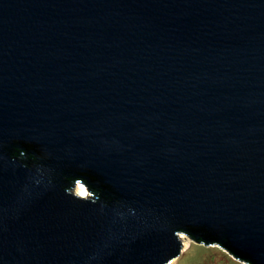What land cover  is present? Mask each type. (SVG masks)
<instances>
[{"label": "water", "instance_id": "95a60500", "mask_svg": "<svg viewBox=\"0 0 264 264\" xmlns=\"http://www.w3.org/2000/svg\"><path fill=\"white\" fill-rule=\"evenodd\" d=\"M179 232L264 264V0H0V264Z\"/></svg>", "mask_w": 264, "mask_h": 264}, {"label": "rangeland", "instance_id": "374dc122", "mask_svg": "<svg viewBox=\"0 0 264 264\" xmlns=\"http://www.w3.org/2000/svg\"><path fill=\"white\" fill-rule=\"evenodd\" d=\"M80 183L86 188L85 196H93L85 184L77 181L73 186V191L77 193L76 187ZM80 192H78L79 194ZM81 195V193H80ZM185 236L187 243L183 247V238ZM182 241V248L179 255L172 258L167 264H249L243 259L234 256L224 247H220L217 243L205 245L203 241H196L188 234L179 232Z\"/></svg>", "mask_w": 264, "mask_h": 264}, {"label": "bare ground", "instance_id": "6f19581e", "mask_svg": "<svg viewBox=\"0 0 264 264\" xmlns=\"http://www.w3.org/2000/svg\"><path fill=\"white\" fill-rule=\"evenodd\" d=\"M75 187H76L77 193L80 192L81 195H83V196L86 195V188L82 184L78 183L77 186H75ZM181 237L183 238V243H184L183 247H185L187 240H186L185 236L181 235Z\"/></svg>", "mask_w": 264, "mask_h": 264}, {"label": "trees", "instance_id": "16d2710c", "mask_svg": "<svg viewBox=\"0 0 264 264\" xmlns=\"http://www.w3.org/2000/svg\"><path fill=\"white\" fill-rule=\"evenodd\" d=\"M80 180H81V179H80ZM187 228H188V229L195 230V228H193V227H190V226H188Z\"/></svg>", "mask_w": 264, "mask_h": 264}]
</instances>
